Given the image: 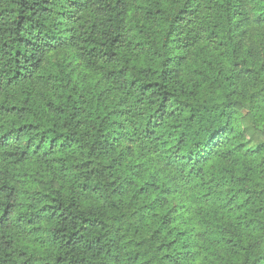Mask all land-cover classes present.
<instances>
[{"label":"trees","instance_id":"trees-1","mask_svg":"<svg viewBox=\"0 0 264 264\" xmlns=\"http://www.w3.org/2000/svg\"><path fill=\"white\" fill-rule=\"evenodd\" d=\"M0 264H264V0H0Z\"/></svg>","mask_w":264,"mask_h":264}]
</instances>
